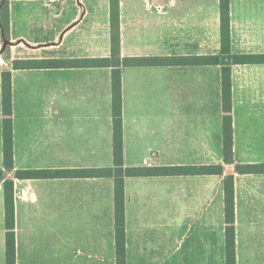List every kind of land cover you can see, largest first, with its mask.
Here are the masks:
<instances>
[{"label": "crops", "instance_id": "1", "mask_svg": "<svg viewBox=\"0 0 264 264\" xmlns=\"http://www.w3.org/2000/svg\"><path fill=\"white\" fill-rule=\"evenodd\" d=\"M6 0H0L1 6ZM118 0L123 167H210L126 176L125 264H226L224 179L233 178L236 264H264V0ZM0 21V264L12 181L16 264H116L111 66L13 68L14 60L109 58L110 0H8ZM218 64L124 59L215 56ZM236 55L259 56L234 63ZM7 56V57H6ZM230 67L232 160L223 147L221 67ZM11 75L13 167L2 148Z\"/></svg>", "mask_w": 264, "mask_h": 264}, {"label": "trees", "instance_id": "2", "mask_svg": "<svg viewBox=\"0 0 264 264\" xmlns=\"http://www.w3.org/2000/svg\"><path fill=\"white\" fill-rule=\"evenodd\" d=\"M8 0L0 10V21L8 34L9 23L6 20ZM220 42L221 51L229 52V9L228 0H220ZM120 36H119V11L118 0H110V46L109 58H73V59H33L14 60L13 68H50V67H81V66H111L116 62V68L112 70V122H113V167L99 170L48 172L16 171V175L31 177H47L50 174L65 176L70 175H99L114 178V216H115V254L116 264H125V233H124V188L123 180L126 176H147L160 174H184L188 172L222 173V166L210 167H123L122 158V119H121V80H120ZM7 57V56H6ZM259 56L236 55L234 63H246L255 61ZM123 62L131 65L139 64H218L219 58L215 56H186V57H144L124 59ZM221 96H222V123H223V147L226 161L232 160V118H231V80L230 67H221ZM2 148L3 163L5 168L13 167L12 156V99H11V75L10 72L2 73ZM242 169H260L261 166H237ZM2 173L0 170V179ZM224 220H225V261L226 264H236L235 254V228H234V191L233 178L227 176L224 179ZM4 225H5V264L15 263V232H14V205L12 181L4 182Z\"/></svg>", "mask_w": 264, "mask_h": 264}, {"label": "water", "instance_id": "3", "mask_svg": "<svg viewBox=\"0 0 264 264\" xmlns=\"http://www.w3.org/2000/svg\"><path fill=\"white\" fill-rule=\"evenodd\" d=\"M2 7V6H1Z\"/></svg>", "mask_w": 264, "mask_h": 264}]
</instances>
